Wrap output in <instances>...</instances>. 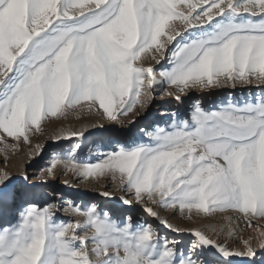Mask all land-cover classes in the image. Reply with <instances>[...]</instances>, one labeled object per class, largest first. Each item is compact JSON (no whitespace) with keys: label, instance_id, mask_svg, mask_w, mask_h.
Wrapping results in <instances>:
<instances>
[{"label":"snow or ice","instance_id":"6c2138e0","mask_svg":"<svg viewBox=\"0 0 264 264\" xmlns=\"http://www.w3.org/2000/svg\"><path fill=\"white\" fill-rule=\"evenodd\" d=\"M145 53L161 67L145 66ZM238 88L247 93L241 100ZM223 89L226 100L188 106L193 92ZM164 95L177 107L161 112L167 125L140 129L146 141L117 142L97 162L57 154L42 169L55 178L61 165L79 182L118 178L119 220L71 200L21 209V192L0 171V264H264V224L254 223L264 221V0H0V143L6 136L22 150L30 134H43V121L77 110L135 125L131 117ZM87 130L52 142L79 141ZM99 195L114 199L109 190ZM134 204L142 223L129 214ZM157 209L240 221L227 217L213 237ZM61 211L84 219L58 222ZM247 229L258 235L244 238Z\"/></svg>","mask_w":264,"mask_h":264},{"label":"rangeland","instance_id":"374dc122","mask_svg":"<svg viewBox=\"0 0 264 264\" xmlns=\"http://www.w3.org/2000/svg\"><path fill=\"white\" fill-rule=\"evenodd\" d=\"M146 56L148 57L147 60L145 59ZM141 61L144 62L145 66L151 63L156 68L161 67V65H156L154 61L150 60V53L142 54ZM161 64L164 68L169 67L163 61ZM228 91V89L218 90L217 94L210 97L205 93L193 92L191 93L193 99L188 100V106L191 107L194 104V100L200 97H204L206 105L226 100ZM233 95L236 100H241L247 93H242V90L238 88ZM176 107L171 97L166 95L158 96L147 112H141L135 117H131L130 114L131 118L137 120L135 125L129 124L128 118L123 117L118 124L101 121L95 115V110H85L83 112L77 110L79 114L73 112L66 119L43 121L41 125L43 134L35 131L30 134V144L20 142L22 150L11 148L10 146L15 144L16 141L6 136L3 137L4 142L0 143V171H7L11 174L13 178L11 182L12 187L17 190L23 189L29 184L34 187V195L29 196V199L26 201H21L20 199L21 209L29 202L44 205L55 201L62 206H66L67 199L69 198L79 205L85 207L96 205L101 212H110L112 205L120 206L119 198L125 195L123 192L117 190V185L119 184L118 178L113 181L111 176H107L98 181L93 179L79 182V178L74 173L67 172V174H64L66 170L61 165H58L57 169L54 170L56 172L55 178L49 177L47 172L42 171V169H46L53 156L57 154L66 157L75 152L76 158L81 162H97L102 154L116 149L117 142L130 145L134 142L146 141L147 137L140 129L144 128L147 131H155L157 124L161 126L167 125L168 117L161 116V112H170L171 110H175ZM101 123H103V128L100 127ZM85 128L88 130L79 141L76 137H73L72 139H61L58 144L52 142L54 135H67L70 132H79ZM77 142L80 143L79 149L76 148ZM6 144L8 147L5 146ZM38 144L43 147V152L40 154H37L35 151ZM24 175L28 176V180H23ZM45 180H47V183H44ZM65 181L71 186H66ZM104 190L111 191L114 199L107 200L100 196L99 193ZM68 192L77 193L79 196L67 197ZM99 203H102V205H99ZM157 211L165 218H168L173 225L181 228H203L213 237L216 236L222 227L228 224L227 217H230L234 223L240 221V217L236 213H220L210 218L196 217L193 214V219L188 220L179 213L174 214L172 210L157 209ZM110 214L114 213L110 212ZM123 215L116 216L114 214V218L119 220ZM131 215H134L137 221L141 223L146 219L140 205H133V213ZM56 219L58 222H74L77 220L82 221L84 218L61 211L58 213ZM254 223L264 224V221H254ZM157 227L159 230H164L163 233L161 232L164 235H174L162 225H157ZM256 235H258V232L253 229H247L243 233L244 238ZM225 238L226 235L221 233L219 236L220 242H223ZM190 242V237H184L185 246ZM232 247H235V245H232ZM231 259L232 264H243L241 258L234 257Z\"/></svg>","mask_w":264,"mask_h":264},{"label":"bare ground","instance_id":"6f19581e","mask_svg":"<svg viewBox=\"0 0 264 264\" xmlns=\"http://www.w3.org/2000/svg\"><path fill=\"white\" fill-rule=\"evenodd\" d=\"M81 114V113H80ZM103 136V134H101ZM102 138V137H101ZM95 143V142H94ZM94 145V144H93ZM61 168V167H60ZM21 192V201H26L28 200L29 196H32V195H26V193H29V192H34L35 189L34 187L29 184L28 186L24 187L23 189H20L19 190ZM79 194L77 195V193H72V192H68L67 193V197H78ZM70 199L68 198L67 201H69ZM99 205H102V203H99ZM110 212H113L116 216H121V215H125V212L124 210L121 208V206H116V205H112L111 208H110ZM133 211L129 214H132ZM164 230L160 229V232L163 233Z\"/></svg>","mask_w":264,"mask_h":264}]
</instances>
